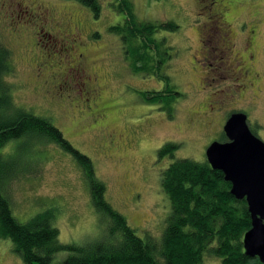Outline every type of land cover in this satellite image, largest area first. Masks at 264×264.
<instances>
[{"label":"rangeland","instance_id":"obj_1","mask_svg":"<svg viewBox=\"0 0 264 264\" xmlns=\"http://www.w3.org/2000/svg\"><path fill=\"white\" fill-rule=\"evenodd\" d=\"M100 1L95 17L78 0H0V39L13 67L5 78L20 107L50 118L93 160L108 201L135 232L160 237L172 210L161 175L171 162L206 160L210 142L227 140L223 127L234 112H245L264 140V0H133L140 18L180 27L156 35L173 49L165 71L180 94L171 106L143 100L140 91L164 89L165 81L130 70L121 38L109 30L123 14L113 0ZM81 63L95 82L79 72ZM168 141L181 145L160 158ZM23 142L5 147L21 162L10 183L14 216L27 221L52 207L59 240L85 241L98 214L83 170L57 144H32L31 153ZM203 261L222 264L207 252ZM0 264H26L2 236Z\"/></svg>","mask_w":264,"mask_h":264},{"label":"trees","instance_id":"obj_2","mask_svg":"<svg viewBox=\"0 0 264 264\" xmlns=\"http://www.w3.org/2000/svg\"><path fill=\"white\" fill-rule=\"evenodd\" d=\"M78 1L93 10L95 17L101 14L100 0ZM111 4L123 14V20L110 25L109 30L121 38L130 70L140 75L155 74L165 81L164 89L140 91L141 97L150 103L165 100L171 106L180 94L165 71L173 49L167 38L156 35L162 30H178V23L140 18L133 0H113ZM11 59L10 48L0 39V237L11 240L26 264H204L206 252L220 257L222 264H261L259 257L249 256L244 248V235L252 222L246 199L231 193L232 185L223 171L213 168L207 159L179 158L168 165L161 175L162 188L171 199L168 223L160 237L139 236L126 216L108 201L106 183L96 175L93 160L50 118L37 116L15 102L5 78L13 70ZM20 138L31 153L37 152L32 144H57L73 155L83 170L90 202L98 214L96 232L85 241L59 240L52 207L42 208L27 221L14 216L10 183L18 178L21 162L5 147ZM180 145L168 141L158 156H174Z\"/></svg>","mask_w":264,"mask_h":264},{"label":"water","instance_id":"obj_3","mask_svg":"<svg viewBox=\"0 0 264 264\" xmlns=\"http://www.w3.org/2000/svg\"><path fill=\"white\" fill-rule=\"evenodd\" d=\"M223 132L227 140L210 142L207 160L223 171L232 185L231 193L246 199L252 222L244 235V248L264 264V140L250 129L243 111L230 114Z\"/></svg>","mask_w":264,"mask_h":264},{"label":"flooded vegetation","instance_id":"obj_4","mask_svg":"<svg viewBox=\"0 0 264 264\" xmlns=\"http://www.w3.org/2000/svg\"><path fill=\"white\" fill-rule=\"evenodd\" d=\"M45 10H48V9H45ZM48 12L46 11V14H47ZM53 23H55V25H54V27H56V28H60L61 27V25L59 24V22H53ZM49 36H51V35H49ZM203 41V40H202ZM252 56V58H254V56L253 55H251ZM80 57L82 58L83 57V54L81 53L80 54ZM80 58V59H81ZM82 65H79V69H80V73L81 74H83V75H85L86 76V78L88 79V80H90L91 79V81L93 80L94 82L96 81V79H95V77L94 76H92V75H90V76H88V74L86 73V69H84V67H83V65H84V63H81ZM95 79V80H94Z\"/></svg>","mask_w":264,"mask_h":264}]
</instances>
